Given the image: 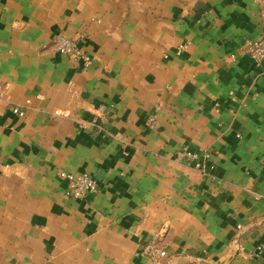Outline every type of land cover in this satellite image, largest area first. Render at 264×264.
<instances>
[{
    "label": "crops",
    "instance_id": "1",
    "mask_svg": "<svg viewBox=\"0 0 264 264\" xmlns=\"http://www.w3.org/2000/svg\"><path fill=\"white\" fill-rule=\"evenodd\" d=\"M262 14L264 0H0V89L29 102L24 118L0 108V264H150L153 238L160 264H264V63L244 52ZM58 38L92 64L52 52ZM59 173L98 194L67 199Z\"/></svg>",
    "mask_w": 264,
    "mask_h": 264
},
{
    "label": "built area",
    "instance_id": "2",
    "mask_svg": "<svg viewBox=\"0 0 264 264\" xmlns=\"http://www.w3.org/2000/svg\"><path fill=\"white\" fill-rule=\"evenodd\" d=\"M261 17L264 18V14H262ZM52 52L67 58L68 61L72 63H83L86 67L90 66L93 62V58L85 55L79 48V43L76 39L66 40L58 38L54 40L52 44ZM244 52L251 60L254 67L260 69L264 63V35L254 41L245 42ZM6 96L7 94L5 90L0 89V108L2 106L8 107L13 116L24 118L29 109V102H26L24 105L10 103ZM99 111L101 113L103 112L102 109H99ZM179 157L185 162L198 160L197 154L186 149L182 150ZM206 158L207 157H204V159ZM61 177L65 180L68 186L65 196L70 199L82 201L86 195H93L98 190L96 182L87 175H62ZM155 241L156 239L153 238L151 244L142 249V254L147 257L150 264H158V260L166 258L165 252L155 246Z\"/></svg>",
    "mask_w": 264,
    "mask_h": 264
},
{
    "label": "rangeland",
    "instance_id": "3",
    "mask_svg": "<svg viewBox=\"0 0 264 264\" xmlns=\"http://www.w3.org/2000/svg\"><path fill=\"white\" fill-rule=\"evenodd\" d=\"M86 124H88V123H86ZM62 175H71V174H66V173H59L58 174V176H59V178L61 179V180H63L64 182H65V180L64 179H62ZM84 175H87V174H84ZM87 176H89L91 179H93L95 182H96V180L92 177V176H90V175H87ZM65 184H66V182H65ZM96 184H97V188H98V190H97V192L95 193V194H88V195H86L85 197H84V200H82V201H85L86 199H88L89 197H92V196H95L96 194H98V192H99V186H98V183L96 182ZM67 185V184H66ZM67 188H68V186H67ZM66 197V196H65ZM67 199H70V198H68V197H66ZM73 200V199H72ZM76 201V200H75ZM81 201V202H82ZM78 202H80V201H78ZM152 242V241H151ZM151 244V243H150ZM150 244H148V245H150ZM148 245H146V246H148ZM165 252V251H164ZM142 254V253H141ZM165 254H166V252H165ZM142 256L143 257H145L146 259H147V257L146 256H144L143 254H142ZM167 256V255H166ZM163 260H165V259H162V260H158V264H160V262L161 261H163Z\"/></svg>",
    "mask_w": 264,
    "mask_h": 264
}]
</instances>
